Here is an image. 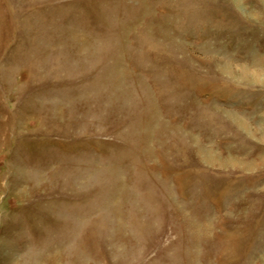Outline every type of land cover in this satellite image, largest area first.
Here are the masks:
<instances>
[{"label":"rangeland","instance_id":"1","mask_svg":"<svg viewBox=\"0 0 264 264\" xmlns=\"http://www.w3.org/2000/svg\"><path fill=\"white\" fill-rule=\"evenodd\" d=\"M0 264H264V0H0Z\"/></svg>","mask_w":264,"mask_h":264}]
</instances>
